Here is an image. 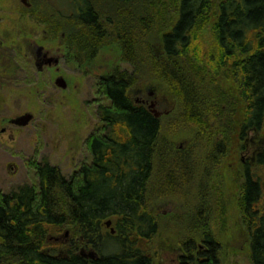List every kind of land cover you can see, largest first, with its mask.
Segmentation results:
<instances>
[{
	"label": "trees",
	"instance_id": "obj_1",
	"mask_svg": "<svg viewBox=\"0 0 264 264\" xmlns=\"http://www.w3.org/2000/svg\"><path fill=\"white\" fill-rule=\"evenodd\" d=\"M111 1L126 10L127 15L118 24L107 20V25H117L123 31L129 26L126 38L129 50L133 53L131 32L138 39L139 50L144 53L148 48L152 55L148 63L153 73L168 80L180 93L181 105L191 114L192 123H204L203 112L210 109L208 102L214 101L202 97L199 77L197 73L190 74L192 65L186 60L190 59L199 32L209 26L212 0H169L177 17L175 23L160 19L153 7L155 0ZM157 3L165 6L160 1ZM71 10L73 15L69 18L58 13L59 25L75 19L91 31L94 41L104 39L107 26L89 0H70ZM143 15L148 17L142 18ZM55 25H51L54 30ZM142 30L148 34L143 41ZM212 30V44L228 60L242 87L246 109L241 135L246 139L253 129L257 132L264 129V0H222ZM116 78L104 81L105 94L114 102L116 113L110 108L100 110L104 127L90 142L94 163L85 165L70 178L59 168L42 164L37 169L38 187L24 185L0 194L3 195L0 196V264H154L153 257L140 244L151 245L163 233L156 215L160 203L153 200L159 197L162 200L167 194L157 198L153 194L169 193L168 190L177 191L174 199L183 204L188 221L196 226V229L185 226L197 235V242L191 234L184 235L187 237L182 239L181 248L185 256L180 264H221V245L209 230L212 223L208 208L203 200L200 204L190 202V198H195L192 192L198 188L195 179L208 166L196 155L197 150L204 149L207 140L199 139L186 151H178L174 139L184 134L172 138L164 134L161 120L133 106L125 97L130 78L124 74ZM222 104L218 103L219 113H223ZM224 105L229 115L232 108ZM199 127L197 133L204 132L205 137L212 132L207 124ZM231 132L233 129L227 127L226 137ZM193 135L189 134L187 141ZM217 135L218 132L214 155L221 159L227 155L230 141L227 142L229 138L218 140ZM262 168L264 151L257 157V171L252 165L245 170L240 202L250 237L252 264H264V185L258 170ZM112 217L119 218L114 235L104 229V222ZM67 229L75 234L74 239H81L83 246H73L69 258L59 257L53 250L49 252L50 236ZM82 248L96 252L98 257H83L79 254Z\"/></svg>",
	"mask_w": 264,
	"mask_h": 264
},
{
	"label": "rangeland",
	"instance_id": "obj_2",
	"mask_svg": "<svg viewBox=\"0 0 264 264\" xmlns=\"http://www.w3.org/2000/svg\"><path fill=\"white\" fill-rule=\"evenodd\" d=\"M89 1L94 9L100 12V18L107 26L106 35L100 41H94L91 31L80 26L75 19L70 18L67 23L59 25L58 13H62L66 18L73 15L72 10L69 11L70 0H29L31 8L21 0H0V65L9 67L8 61H13L19 69L14 77L9 76L0 81V124L5 119L1 127L7 128L15 140L19 139L18 143H10L8 136H3L0 141V194H8L25 184L38 187L36 166L49 164L59 168L66 178H70L80 171L83 164L91 162L93 157L87 148V137L99 135L102 131L97 106L101 104L112 107L100 86V79L109 78L114 73L130 78L128 96L134 103L159 113L164 134L170 138L175 134H184L183 137L174 139L177 146L185 147L182 142L187 141V136L197 133L200 128L199 125L192 126L195 122L192 123L191 114L189 115L181 105L183 102L180 93L168 80L153 73V68L148 63L152 55L149 54L148 48L144 53L139 50L138 39H134L131 32L129 35L133 53L129 50L130 46L126 40L129 26L123 31L118 29L117 25L110 27L105 22L112 19L118 24V20L125 19L126 10L119 9L111 0ZM157 1L165 3V6H158ZM221 1L212 0L209 26L199 32L190 51V59L186 62L192 65L190 74L197 73L199 77L197 79L202 88V97L208 96L209 100L229 104L232 112L229 113L228 120L225 118L207 137L202 133L201 138L207 140V143L202 146L203 150H197L196 155L198 160L208 163L212 168L209 173L210 185L206 190L205 186L207 188L209 181L207 182L203 171L202 179H195L198 188L192 192L195 198H190V202L194 204L198 201L200 204L203 200L206 204L212 223L209 230L221 245V264H252L250 237L240 204L245 182L243 166L254 161L256 155L264 151V129L253 134L245 143L241 142L240 124L245 116L246 103L240 96L239 85L228 71L227 60L212 44V28L218 21ZM72 4L74 5L73 2ZM153 7L161 20L171 19V22H176L177 17L169 0H155ZM52 24L58 25H55L56 30L51 27ZM65 30H69L67 44L71 52L78 62L83 64V69H90L86 65L91 66V73L88 70L85 73H82L83 70L75 71L78 62H72L75 66L69 65L67 70L62 59L58 66L59 73L55 68L46 67L40 72L35 67L37 48H44L45 53L49 51L50 57L62 58L61 34ZM167 30L170 29L165 31ZM147 35L146 30L140 32L142 41ZM18 71L24 72L21 74ZM25 76L28 77L26 86L23 83ZM30 79L33 80L32 84ZM59 79L66 81L67 89L56 85ZM202 81H205V84ZM223 96L228 98V103ZM24 112L31 113L34 117L28 127L16 129L7 123L9 118ZM227 127L234 129V133L226 137ZM217 132L218 140L226 141L229 138L227 142L230 141L229 152L222 159L214 155ZM187 142L188 147L192 146V141ZM6 144L13 148L6 149ZM15 150L18 157L11 160L9 154H14ZM252 165L257 171V163ZM13 167L16 168L15 171ZM258 170L264 185V168ZM181 186L184 184L181 183ZM168 192L153 194L156 198L167 194L162 200L161 197L153 200L160 203L156 215L161 221L163 233L151 245L140 244L153 257L154 264H180L185 256L181 248L182 239L187 237L185 234H191L197 242V235L185 227L196 229V226L188 221L183 204L174 199L177 191ZM109 221H112L110 228L106 226ZM118 222V217L106 220L105 231L116 229ZM67 230L50 236L49 244L53 249L61 248L57 245L60 243L57 239L66 236Z\"/></svg>",
	"mask_w": 264,
	"mask_h": 264
},
{
	"label": "flooded vegetation",
	"instance_id": "obj_3",
	"mask_svg": "<svg viewBox=\"0 0 264 264\" xmlns=\"http://www.w3.org/2000/svg\"><path fill=\"white\" fill-rule=\"evenodd\" d=\"M70 17V16H69ZM68 31L69 30H67V32H63L62 33V38H63V44L61 45L62 46V49H63V54H62V58H60V57H57V58H54V57H50L49 56V51L48 52H44V48L43 49H41V48H37L36 49V59H34V62H35V67L36 68H38L39 70H40V72L42 71V69L43 68H46L47 67V69H50V68H55L56 69V72L57 73H59V64H60V62H61V59H62V63H63V66H64V64H65V66H66V68H67V70L69 69V65H72V66H75V64L74 63H72V62H78V60L75 58V56H74V53H72L71 51V49H70V47H69V45L67 44V37H68ZM73 54V55H72ZM74 59V61H72ZM226 59V58H225ZM227 60V59H226ZM8 63H9V67H5V65H0V67H1V71H0V81H1V79H6L7 77H9V76H11V78L12 77H14L15 75L14 74H16L17 73V70H19L18 68H17V65L13 62V61H8ZM84 65H86V64H84ZM226 65V64H225ZM65 66H64V68H65ZM227 68H228V71L230 72V74H231V76L233 75V78H234V80L236 81V78H235V74H236V72L232 69V66L230 65V63L228 62V60H227ZM86 67H88V68H90V69H83V64L82 63H79L78 62V64L76 65V69H75V71H82L83 70V72L82 73H85L86 72V70H88V72L89 73H91V66H87L86 65ZM24 71H18V73H23ZM66 76H68V74L66 75ZM32 76H30V78H31ZM117 77V74H112L111 76H109V78H111V80H113V79H117L116 78ZM27 76H25V80H24V84H25V86H26V82H27ZM33 78V77H32ZM107 78H101L100 79V86L103 88V90H104V95L108 98V100L111 102V105H112V107L110 108V107H105V106H103V105H101V104H99L98 106H97V112H98V119L100 120V122H101V124H102V119H101V114H100V110L102 109V108H110L112 111H115V105H114V102L112 101V99H110L105 93H106V90H105V83H104V81L106 80ZM60 80V79H59ZM59 80H57V82L59 81ZM63 80V79H62ZM29 82H31V84H32V82H33V80L32 79H30L29 80ZM57 82H56V85H57ZM204 84H205V81H202ZM65 83H66V81H65ZM236 83L239 85V89H240V96H241V98L243 99V96H242V87H241V85L238 83V81H236ZM1 88V87H0ZM68 88V84L66 83V88H62L61 87V89H67ZM129 89H130V87L128 86L127 88H126V90H125V97L130 101V103L133 105V106H135V107H138V108H142V109H144L147 113L148 112H150V113H152L157 119H159L160 120V117H157V115H159V113L157 112V111H153V110H151L149 107H146V106H144V105H139V104H136V103H134L133 101H132V99H131V97L130 96H128V92H129ZM225 99H227V101H228V98H226L225 96H223ZM211 101H214L213 99L211 100ZM219 102H221V101H217V100H215L214 102H208L209 104H210V109H206V111H205V120H204V122L207 124V126H210L211 128H212V130L211 131H214V129H215V127L217 126V125H220L221 123H223V121H224V119L226 118L227 120H228V107H226V105H224V104H222L221 106H222V109H223V111H224V113H219V112H217L218 111V103ZM208 105V104H207ZM154 106V105H153ZM212 112H217V113H215L214 115H212L211 116V113ZM114 113H116V111L114 112ZM26 117H29L30 118V121H29V123H32V121L34 120V117H33V115L31 114V113H26V112H24V113H21V114H19V115H14L13 117H11V118H9L8 119V121H7V123L8 124H10V126L12 127V126H14L16 129H19V128H21L17 123H19L20 122V120L22 119V118H26ZM7 120V119H6ZM226 120V121H227ZM3 122H5V119L2 121V124H3ZM243 122H244V118H243V120H242V122H241V124H240V132H239V136H240V140H241V142H246L253 134H257V133H260V132H257V129L255 128V129H253L252 131H250V133H248V136H247V138L245 139L244 137L242 138V135H241V129H242V124H243ZM2 124H0V141H1V139H2V137L3 136H8V139H9V142L10 143H18V140L19 139H16L15 140V137L13 136V135H11V134H9V130L7 129V128H4V127H1L2 126ZM205 124V125H206ZM195 125H199V126H201V125H203V123L201 122V123H199V124H195ZM102 127H104L103 125H102ZM101 127V128H102ZM232 133H234V129H233V132H231V134ZM203 134H204V132H203ZM203 134H198V133H195L194 135H193V137L191 138L190 137V140L189 141H192V142H194V141H198L199 139H202L201 137L203 136ZM230 134V135H231ZM95 136H97V135H90V136H88L87 137V148H88V150L90 151V153H91V155H92V157H93V159H91V162L90 163H86V164H83L82 166H81V168H80V170L85 166V165H87V164H89L88 166H91L93 163H94V154H93V152L91 151V147H90V142H91V140H92V138H94ZM104 136V135H103ZM183 144H185V147L183 146H181V147H179V146H176L177 148H178V151H186V148L188 147V142L185 140V141H183L182 142ZM192 144V143H191ZM190 144V145H191ZM180 145V144H179ZM189 145V146H190ZM230 146V145H229ZM6 149H8V148H13L11 145H8V144H6ZM15 149H17V147H15ZM197 152V151H196ZM229 152V151H228ZM257 153V152H256ZM17 154V150H15V152H14V154H9V157H10V159L11 160H13V159H16L17 157H18V155H16ZM259 155V154H258ZM258 155H256V157H255V159H254V161H251V162H248V163H245V165L243 166V172L245 173V170H246V168H248L249 167V165H252V163H257V157H258ZM226 156V154L224 155V157ZM223 157V158H224ZM218 159H220V158H218ZM222 159V158H221ZM253 166V165H252ZM15 167H13V171H15ZM35 169H38V166H36L35 167ZM204 171H205V175H204V173H202L201 172V174H200V176L198 177V180H200L202 177H203V175L205 176V178H206V180H207V182L209 181V184L207 183V190H208V187H209V185H210V180H209V173L212 171V168H210L209 166H207V167H205V169H204ZM25 185H30V184H25ZM21 186H24V185H20V186H18L17 188H19V187H21ZM31 186V185H30ZM16 188V189H17ZM4 193V192H3ZM74 233L73 232H67V234H66V236H64L63 238H59V239H57V242H60V243H57V245H59V247H61V248H54L53 249V247H50V250H49V252L50 251H54L55 250V253L57 254V256H59V257H62V256H64V257H66V258H69V254H70V252H71V250H72V247L73 246H77L76 244H79V246H83V242L81 241V239H79V238H75L74 239ZM52 245V244H51ZM201 247V246H200ZM83 249V248H82ZM90 251V250H89ZM92 251V250H91ZM80 255H82L83 257H86V256H89L90 255V253H87V250L85 249V250H82V254H81V252L79 253Z\"/></svg>",
	"mask_w": 264,
	"mask_h": 264
},
{
	"label": "water",
	"instance_id": "obj_4",
	"mask_svg": "<svg viewBox=\"0 0 264 264\" xmlns=\"http://www.w3.org/2000/svg\"><path fill=\"white\" fill-rule=\"evenodd\" d=\"M21 1H22V3H23L24 5H26L27 7H31V4L29 3V0H21ZM57 85L60 86V87H62V88H66V83H65V81L62 80V79H60V80L57 82ZM157 117H159V115H157ZM29 121H30V118H29V117H26V118H22V119L20 120V122L17 123V124H18L19 126H21V127H26V126H28ZM111 226H112V221H109V222L107 223V227L110 228ZM111 232H112L113 234H115V229H112ZM86 257L91 258V259H95V258L97 257V254H96L95 252H93V253H90V255H89V256H86Z\"/></svg>",
	"mask_w": 264,
	"mask_h": 264
}]
</instances>
